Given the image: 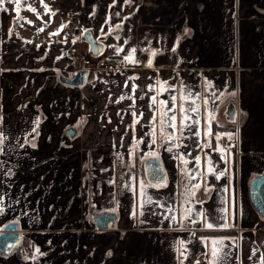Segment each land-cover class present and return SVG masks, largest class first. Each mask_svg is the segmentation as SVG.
<instances>
[{
    "label": "crops",
    "instance_id": "0c3cea01",
    "mask_svg": "<svg viewBox=\"0 0 264 264\" xmlns=\"http://www.w3.org/2000/svg\"><path fill=\"white\" fill-rule=\"evenodd\" d=\"M48 3L50 12L39 6L33 12L38 20L43 15L48 19L49 26L38 33L23 24L12 33L14 5L6 2L8 11H0V132L6 137L0 153L4 210L0 234L5 224L15 220L24 238L11 254L0 251V264H180L181 240L188 249L184 264H195V259L207 264L200 237H233L234 245L225 241L230 245L226 251L232 253L227 264H257L256 257L247 258L251 249H258L257 255L264 253V219L254 209L249 191L251 179L264 170V0ZM61 25L66 27L59 35H50ZM87 29L105 44L104 53L95 58L124 62L135 47L140 63L90 72L85 85L66 82L79 70L70 48ZM82 46L89 49L88 44ZM120 48L124 51L117 52ZM145 49L156 50L157 55L152 57ZM148 59L153 60L152 68L145 66ZM132 76L139 79L129 80ZM157 79L176 90L158 99L179 96L182 89L209 99V110L216 109L213 132L236 134L231 141H221V146L235 145L230 163L225 164L212 148H196V138L183 139L180 143L187 147L171 152L166 150L171 145L160 139L151 144V136L145 135L151 132L153 114L147 104L155 93L147 86ZM212 93L219 97L214 104ZM121 96H134L135 108L129 107L132 100H120ZM132 111L137 116L143 112L134 130L142 142L130 154ZM204 115L202 105V125ZM37 119L38 135L32 132ZM208 140L214 148V137L205 139L202 131L201 142ZM68 148L74 150V159H58ZM153 151L162 164L166 186L153 187L148 179L146 161ZM179 153H191L187 168L193 174L205 170L207 158L218 171H230L220 180L207 175L211 189L207 192L204 179L191 181L201 188L190 203H184V184L189 181L181 171L184 165L174 158ZM197 155L200 169L195 165ZM12 164L28 173L17 174ZM147 197L153 202L140 207ZM186 207L193 209V219H199L195 213L203 210L210 220L227 208L229 222L236 226L218 231L233 234H202L212 230L203 229L201 223H181ZM102 211L117 214L114 227L98 228L93 214ZM173 215L175 221L165 219Z\"/></svg>",
    "mask_w": 264,
    "mask_h": 264
},
{
    "label": "snow or ice",
    "instance_id": "6c2138e0",
    "mask_svg": "<svg viewBox=\"0 0 264 264\" xmlns=\"http://www.w3.org/2000/svg\"><path fill=\"white\" fill-rule=\"evenodd\" d=\"M11 3L14 5V11L16 12L17 18L22 19L19 16L20 8L22 0H0V11L7 12L8 9L5 7V3ZM26 2V0H25ZM41 4H43V7L46 12H50L49 6L44 3V0H40ZM126 3H131V0H125ZM30 10L32 12H36V8L29 6ZM39 15V14H38ZM51 15H55V12H52ZM119 15V13H117ZM28 23H31V21H28ZM66 25H61L60 29H58L56 32L51 33L50 35H59L60 31H62ZM117 28L120 27V25L116 26ZM39 32H43L44 28H39ZM9 33L11 34V29H9ZM31 43V41H29ZM124 49L120 48L117 49V52H122ZM145 51H150L151 56L155 57L157 55L156 50H149L145 49ZM172 51H175V48L172 49ZM137 52V49L135 47L131 48V51L128 52L124 56V62L128 64H139L140 61L136 58L135 54ZM57 59H60V57H57ZM148 68L153 67V60L148 59L147 63L145 65ZM129 80H136L139 79V77L132 76L128 78ZM151 79V77H149ZM125 87H128L127 81L125 82ZM208 87H211L209 84ZM137 86H132V93L134 94L136 91ZM148 92H154V95H151L149 99V103L147 104V107L149 110L152 111V117L149 121V126L151 128L150 133H145V135L151 136V144L155 145L157 143V139H160L163 144L171 145L170 147L166 148L167 151L171 152L174 148L178 149L180 147H187V145H184L180 143L183 139L188 138H196V148H199L201 151H203L204 148H212L213 151L217 152L220 155V158L225 162V164L230 163V158L232 156L231 148L235 145H225L221 146V141L225 138L228 141H231L233 139V136L236 135L232 132H213L212 130V122L216 119L215 117V107H213L211 110H209V99L207 97H203L200 94H196L193 96L191 92H185L183 89L180 91L179 96L177 95H171L169 99H158L161 95H163L165 92H175L176 90L168 84L167 81H161L159 79L156 80L155 85L149 84L147 86ZM223 95V93H221ZM230 95L235 96V92L230 93ZM213 96V104L215 103V99H219V97L216 95V93H212ZM130 99L132 100V104L129 105L130 108H135V99L134 96H121L120 100L123 99ZM141 100L144 99V97H140ZM120 100H117V103L120 102ZM199 101V102H198ZM203 105L204 111L206 115H204L203 120L204 124H201V107ZM119 115V113H117ZM131 115L133 117V123L130 127L133 128V140H132V147L130 148V154L133 152L136 148V146L142 142L141 140H137L134 135L135 125L140 122V119L143 117V112H140V115L137 116L136 111H132ZM233 122L234 119H233ZM39 119L35 121L36 127L32 129L33 133L39 134L37 132V128L39 126ZM157 129H159V135L157 133ZM171 129V131H168ZM203 131V137L205 139L209 137H214L216 144L213 148L212 143L210 140H208L207 143L201 142V136ZM185 132L188 133V135H185ZM6 137L4 136L3 132H0V153L4 151L3 144ZM32 147H35V144H32ZM191 153H179L178 155H175L174 158L180 160L184 167L181 169L183 172L185 178L189 181L188 184H184L185 192L182 194L185 196L184 203H190L191 199L195 197V194L197 191L200 190L201 184H191V181L197 180L198 177L200 179L205 180V192L210 191L211 189L207 186L206 182V176L207 175H213L215 180H220L222 177H224L230 170L228 168L223 170H217L214 166V163L211 158H207L206 168L202 172H197L196 174H193L191 170L187 168V165L190 163V161L187 159V156H190ZM149 157H154L158 159V155L155 151L149 153ZM195 165L197 169L201 168V156L197 155L194 158ZM154 178L157 179V183L153 184L151 186L153 187H161L166 186L165 178L161 175H159L158 172L154 171ZM144 184L143 181H140V195L141 197H144L146 193L144 192ZM225 191H228L227 188L224 189ZM3 197L0 196V201H2ZM151 197H147L141 202L140 207L143 206L144 203H152ZM199 203L203 204L204 201H199ZM235 207V205L233 204ZM3 208L0 207V214H3ZM172 209L169 208V212H171ZM221 213H224L223 215H220L218 217H213L211 220L209 219L208 214L201 210L197 211L195 213V216L199 219H193V209L191 207H186L182 209V215H181V223L183 221H190L191 223H201L202 228L206 230H212V231H218V230H227L230 228L235 227L236 225L229 222V217L227 215L228 209L227 208H221L219 210ZM133 217L137 216V211L134 209L132 212ZM139 215H143L142 212L139 213ZM235 216V214H233ZM165 219H171L172 221L176 220V216L171 217H165ZM216 221V222H212ZM12 225H15L18 223V221H12ZM9 224H5L4 228H8ZM193 236H195V232H193ZM201 242L204 245V248L207 250L202 253L205 257H207V264H227L228 259L231 257L232 253L231 251H226L230 247L229 244H226L225 241L229 240L232 242V244H235V238L233 237H200ZM36 253H40V249L36 248ZM177 251L179 252L181 259L180 264H184V260L187 259V251L188 249L185 246V242L181 240L177 246ZM258 249H251L250 254L248 256V260H252L253 257H256L257 264H264V253H258ZM108 256H111L112 253L109 251L107 253ZM37 257L34 255L31 257V259L35 260ZM25 259H28V257H25ZM236 259H239L237 256ZM195 264H201L199 259H195Z\"/></svg>",
    "mask_w": 264,
    "mask_h": 264
},
{
    "label": "water",
    "instance_id": "95a60500",
    "mask_svg": "<svg viewBox=\"0 0 264 264\" xmlns=\"http://www.w3.org/2000/svg\"><path fill=\"white\" fill-rule=\"evenodd\" d=\"M76 41L88 44L90 55L93 57H99L104 53L105 44L103 38L96 37L90 29L79 34ZM89 78L90 71L84 69L78 70L72 78L66 79L65 81L76 86H81L85 85ZM146 171L148 179L153 184L157 183V179L154 178V171L158 172L159 175L165 178L160 160L154 157H151L146 161ZM249 191L250 200L254 209L259 216L264 219V170L251 179ZM93 218L99 229L106 230L109 227L115 226L117 214L110 211H102L94 213ZM23 239L24 238L19 231V224L16 223L15 225H12V223H9V227L3 228V231L0 234L1 253L4 255L11 254L21 247Z\"/></svg>",
    "mask_w": 264,
    "mask_h": 264
},
{
    "label": "built area",
    "instance_id": "2783aa9c",
    "mask_svg": "<svg viewBox=\"0 0 264 264\" xmlns=\"http://www.w3.org/2000/svg\"><path fill=\"white\" fill-rule=\"evenodd\" d=\"M72 54L79 70L97 72L100 70H116L125 68L124 62L114 58H95L90 55L89 49L84 48L81 42H75L71 48ZM32 254V253H30Z\"/></svg>",
    "mask_w": 264,
    "mask_h": 264
},
{
    "label": "rangeland",
    "instance_id": "374dc122",
    "mask_svg": "<svg viewBox=\"0 0 264 264\" xmlns=\"http://www.w3.org/2000/svg\"><path fill=\"white\" fill-rule=\"evenodd\" d=\"M48 1L50 0H44V3L47 4L50 7V3H48ZM22 3L26 4L29 3V5H22L20 8V13L19 16L22 19L17 18L16 12L15 17L12 16V21H13V29H12V33L15 32V30L17 31V29L23 25H25L26 27H28V29H30V31H32L33 33H38V29L39 28H44V30L49 26V24L47 23L48 19L45 15L42 16L43 20H38V18H36L33 15V12L30 10L29 6L31 7H40L41 10H45L43 7V4H41L40 0H22ZM21 3V4H22ZM45 12V11H44ZM28 21H31V23H28ZM19 24H23V25H19ZM86 44V43H84Z\"/></svg>",
    "mask_w": 264,
    "mask_h": 264
},
{
    "label": "flooded vegetation",
    "instance_id": "af4514ba",
    "mask_svg": "<svg viewBox=\"0 0 264 264\" xmlns=\"http://www.w3.org/2000/svg\"><path fill=\"white\" fill-rule=\"evenodd\" d=\"M77 133V130L75 131ZM75 157V152L72 149H65L61 154L58 155V159L61 160H73ZM148 160V159H147ZM13 167H15V171L17 174L26 175L28 173L27 169H23L22 167H19L18 165L12 164Z\"/></svg>",
    "mask_w": 264,
    "mask_h": 264
},
{
    "label": "trees",
    "instance_id": "16d2710c",
    "mask_svg": "<svg viewBox=\"0 0 264 264\" xmlns=\"http://www.w3.org/2000/svg\"><path fill=\"white\" fill-rule=\"evenodd\" d=\"M217 129L220 130V127L219 126H216V131ZM202 234H205V233H208L210 235H223V234H233L232 231H228V232H224V231H212V232H201Z\"/></svg>",
    "mask_w": 264,
    "mask_h": 264
}]
</instances>
